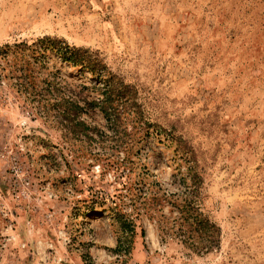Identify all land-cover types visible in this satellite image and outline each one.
Instances as JSON below:
<instances>
[{
  "label": "rangeland",
  "instance_id": "374dc122",
  "mask_svg": "<svg viewBox=\"0 0 264 264\" xmlns=\"http://www.w3.org/2000/svg\"><path fill=\"white\" fill-rule=\"evenodd\" d=\"M44 36L106 71L33 54ZM18 44L27 86L0 59V264H264V0H0V50ZM108 81L118 121L89 104ZM191 195L209 252L175 237Z\"/></svg>",
  "mask_w": 264,
  "mask_h": 264
},
{
  "label": "trees",
  "instance_id": "16d2710c",
  "mask_svg": "<svg viewBox=\"0 0 264 264\" xmlns=\"http://www.w3.org/2000/svg\"><path fill=\"white\" fill-rule=\"evenodd\" d=\"M37 47L38 49H31L33 50V54L51 51L63 62L71 65L72 67H78L86 70L93 75L101 76L106 71L105 64L96 52L88 48L70 45L63 39L44 36L38 40ZM15 48L16 50L12 52L10 51L9 46L1 49L0 59L2 58L4 60H8L13 54L14 57L11 58L12 63L8 65L13 68V71L22 72L19 79H21L24 86H27V79L29 78V74L32 72V64L28 59L29 57L27 51L30 50L31 47H26L25 44H18ZM5 62L7 63V61ZM24 73L28 74L24 75ZM107 83L110 91L104 94V99L101 104L95 101H92L89 104L91 106L100 105V110L104 116L109 117L110 115H117L116 121H118L120 111H118V108H115V89L120 88V85L118 86V84L113 83L112 81H108ZM72 109L75 110L76 108L71 107L65 109L63 111V116L65 117L69 115L70 111H74ZM116 163L119 164L118 161ZM155 200V196L152 197V201L154 203H158V201ZM133 201L137 202V199L134 198ZM178 207L180 210V216H178L176 221L179 223L181 231L176 233L175 237L178 238V240L184 245H190L192 248L196 247L198 252H209L217 246L219 229L200 212L199 207L195 204L194 196L191 195V197L182 200ZM182 228H184V230Z\"/></svg>",
  "mask_w": 264,
  "mask_h": 264
}]
</instances>
